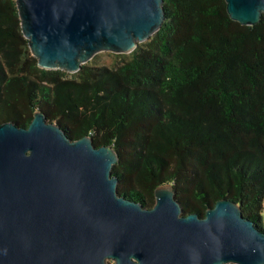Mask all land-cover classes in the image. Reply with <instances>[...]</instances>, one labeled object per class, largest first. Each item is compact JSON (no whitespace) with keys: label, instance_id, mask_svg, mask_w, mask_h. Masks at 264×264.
I'll list each match as a JSON object with an SVG mask.
<instances>
[{"label":"trees","instance_id":"16d2710c","mask_svg":"<svg viewBox=\"0 0 264 264\" xmlns=\"http://www.w3.org/2000/svg\"><path fill=\"white\" fill-rule=\"evenodd\" d=\"M161 29L117 68H39L15 0H0V125L37 111L119 156L118 192L145 208L172 185L183 215L239 204L264 233V15L242 26L225 0H164Z\"/></svg>","mask_w":264,"mask_h":264},{"label":"water","instance_id":"95a60500","mask_svg":"<svg viewBox=\"0 0 264 264\" xmlns=\"http://www.w3.org/2000/svg\"><path fill=\"white\" fill-rule=\"evenodd\" d=\"M38 66L76 74L101 52L131 54L163 26L164 0H15ZM242 26L264 0H225ZM111 146L73 140L37 111L0 125V264H264V233L234 201L183 215L172 185L145 208L118 192Z\"/></svg>","mask_w":264,"mask_h":264},{"label":"rangeland","instance_id":"374dc122","mask_svg":"<svg viewBox=\"0 0 264 264\" xmlns=\"http://www.w3.org/2000/svg\"><path fill=\"white\" fill-rule=\"evenodd\" d=\"M130 54H114L111 52H101L97 54L90 62L86 65L96 66V67H108L117 68L123 62L124 58L128 59ZM68 75H71L67 73ZM264 217V212H263Z\"/></svg>","mask_w":264,"mask_h":264}]
</instances>
